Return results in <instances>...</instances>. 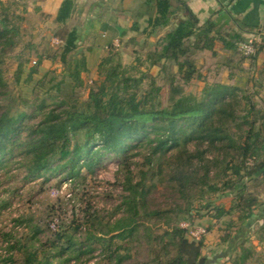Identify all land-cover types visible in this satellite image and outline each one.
I'll return each mask as SVG.
<instances>
[{"label": "trees", "instance_id": "16d2710c", "mask_svg": "<svg viewBox=\"0 0 264 264\" xmlns=\"http://www.w3.org/2000/svg\"><path fill=\"white\" fill-rule=\"evenodd\" d=\"M141 2L153 10V15L146 18L150 27L147 35L157 27L171 24L170 0ZM18 5L17 0H0V47L19 34L18 19L23 20L24 16L16 12ZM74 5L75 0H62L54 18L62 27L66 26ZM136 25L133 27L137 28ZM59 37L63 39L59 59L67 75L73 78L74 89L82 84L80 73L85 61L78 54V40H83L90 49L96 35L91 33L83 39L76 28L65 27ZM238 40L245 41L236 32L227 38L217 30L212 18L199 23L197 18L187 17L170 25L146 55L149 65H157L160 72H167L168 63L173 64L167 81L156 84L152 79L149 87L143 89L140 87L143 76L118 70L119 61L107 66L112 60L109 52L99 61L97 78L88 87L83 102L62 99L48 105L42 99L21 111L1 113L0 170L16 163L31 177L72 180L81 175L82 168L93 172L106 158L116 156L127 185V193L117 205L122 213L106 223L105 229L87 230L80 237L77 233L82 230L81 223L73 227L59 225L51 237L36 243L35 237L42 230L36 226L25 240L15 239L9 247L17 251L21 264H66L84 254L92 256L95 250L120 264L128 256L125 251L130 237L139 230L140 221L151 214L158 215L145 209L146 182L156 174L150 171L153 158L173 149L177 150L173 155L176 163L169 182H176L179 191L195 190L200 196L205 192L234 193L235 202L229 208L207 205H211L214 220L238 211L237 230L223 234L221 241L228 244V249L232 244L239 248L232 264H250L249 259L256 251L253 244L245 245L248 240L245 233L264 219V200L245 194L246 181L263 179L264 173V96L254 98L264 88V61L258 81L243 72V65L218 62L217 46L235 52ZM252 42L255 52L245 56L254 60L264 51V37L261 42L255 39ZM200 59L203 61L198 65ZM211 64L219 69L226 65L227 76L206 81ZM202 68L207 73H201ZM21 71L20 63L16 80ZM193 78L205 79L198 95L186 90ZM63 82L61 79L55 87L61 90ZM252 87L257 89L248 90ZM233 122L235 130H231ZM189 142H194L193 150H189ZM138 147L148 149L144 164L151 166L141 169L139 178L132 183L130 164ZM233 222H228V227ZM263 223L259 228L263 229ZM186 231L185 227L173 225L165 232L166 238H159L164 252L152 255L146 264H200L205 234L188 239ZM263 237L258 235L259 240Z\"/></svg>", "mask_w": 264, "mask_h": 264}, {"label": "rangeland", "instance_id": "374dc122", "mask_svg": "<svg viewBox=\"0 0 264 264\" xmlns=\"http://www.w3.org/2000/svg\"><path fill=\"white\" fill-rule=\"evenodd\" d=\"M100 1L96 0L95 3L99 4L85 7L88 12L85 15H75L69 23V26L74 25L83 39L91 33L96 35L91 51H88L83 40H78V54L81 53L85 61L80 73L82 84L74 89L71 88L74 80L67 75L65 66L59 59L61 47L51 44V38L59 37L67 26L53 24L49 21V16L43 14H22L24 19H18L19 34L0 47V115L6 111H21L42 99L48 105H54L62 99L83 102L87 97L88 87L97 78L98 59L109 52L112 60L107 66L119 61L118 70L135 77L143 76L141 88H148L152 79L156 84L167 81L168 73L174 69L173 64L168 63L167 72L163 73L157 65H149L146 55L154 49L160 34L176 23L178 18L173 16L171 24L164 28L157 27L152 34L147 35L150 27L146 18L153 15V10L147 8L141 2L143 0H125L115 5L121 11L117 23L113 22L111 28L103 29L101 21L112 18L110 10L112 3L115 4L116 1ZM124 11L127 12L122 13ZM16 12L21 13L19 6ZM43 18H46L45 24V20L41 22ZM134 23L137 28L133 27ZM146 26L148 28L145 31ZM255 38L248 35L244 40ZM262 55L252 60L236 47L232 63L238 66L239 61L246 62L242 66L243 72L250 75L257 73L258 77H253L258 81L261 77L259 71L262 63L259 62ZM20 63L22 71L19 80H16ZM210 69L206 76L208 82L217 78L223 79L228 72L226 67L219 69L216 64H211ZM201 73L207 71L202 68ZM61 79L64 82L59 90L55 84ZM204 83L205 79L193 78L186 90L198 95ZM252 89L257 88H248L250 91ZM261 96H264L263 89L254 98ZM163 102H166V98H163ZM235 129L233 122L231 130ZM193 143L187 144L189 150H193ZM176 151L173 149L160 158H153L150 171L156 174L146 182L145 209L147 213L156 212L158 215L151 214L149 218L140 221V228L130 237L128 249L125 251L128 256L120 264H146L152 255L163 253L165 249L161 248L159 238H166L165 232L175 224L187 228L185 235L188 239L196 238L192 232L198 227H208L204 232L203 258L200 264H232L234 255L239 252L235 244L228 249V244L221 241L223 234L237 230L238 211L233 210L231 214L214 220L211 216V205H207L214 203L229 208L235 202L234 193L218 195L205 192L200 196L195 190H186L185 193L179 191L176 182H169V175L176 163L173 156ZM134 153L130 164L132 183L139 178L141 169L151 166L144 164L148 154L146 147H138ZM262 177L260 180L254 178L246 181V196L250 194L260 201L264 200V173ZM42 179L41 176H28L16 163L0 170V264H21L17 251L9 245L15 239L25 240L36 226L42 229L35 237L36 243L51 237L59 225L73 227L81 223L82 230L77 234L83 237L87 230L96 232L100 228L105 229L106 223H111L122 213L117 205L122 195L127 193V185L125 173L116 156L106 158L93 172L82 168L81 175L72 180L60 181L57 176ZM258 211L257 208L254 210L255 213ZM230 221L234 222L228 227ZM263 221L264 219L254 223L245 233L248 238L245 245L253 244L256 251L255 256L249 259L250 264H264V237L262 240L258 239V235L264 236V223L263 229L259 228ZM115 240L118 241L117 238ZM224 251L228 253L223 255ZM91 255H81L66 264H114L113 260L106 258L99 250L93 251Z\"/></svg>", "mask_w": 264, "mask_h": 264}, {"label": "crops", "instance_id": "0c3cea01", "mask_svg": "<svg viewBox=\"0 0 264 264\" xmlns=\"http://www.w3.org/2000/svg\"><path fill=\"white\" fill-rule=\"evenodd\" d=\"M20 11L23 14H33L39 13L45 16H49V21L53 24H58L54 18L58 11V8L62 0H17ZM105 0H101L100 3H103ZM116 1L115 4L112 3V8L110 10V17L107 20L101 21L103 29L111 28V24L114 22L117 23V18L119 16L118 7H115L116 3H123L125 0H112ZM96 0H75V5L73 7L70 17L67 19L65 25L67 28H73L74 25L69 26V23L73 20L75 15H85L88 11L85 10V7H91ZM171 8L173 13L170 17V22L173 20V16L178 18L176 21L177 24L179 20L186 19L187 17L197 18L199 23L204 22L208 18H212L216 23V28L227 38L230 34L236 32L242 35L244 38H247L248 35L256 37V41H263L264 37V0H170ZM24 7V10H23ZM180 9V10H179ZM179 10V11H178ZM124 11L122 13H126ZM186 13V14H185ZM45 20V21H44ZM44 21V22H43ZM44 24L47 22L46 18H43L42 21ZM84 21H82L83 23ZM81 24V23H80ZM92 29V28H91ZM165 31L160 34L162 36ZM159 36V37H160ZM158 37V38H159ZM241 40L235 41V45L238 44ZM218 47L217 61L220 63H230L233 66L235 63H232V57L234 51H227L225 48H222L220 45ZM80 47H78V50ZM92 48L88 49L91 51ZM77 50V51H78ZM264 50V49H263ZM260 54H263V58L259 63L264 61V51H260L257 54V59ZM222 56V58H221ZM98 59L97 65L99 61ZM202 59L198 62L202 63ZM238 64V63H237ZM240 64V61H239ZM238 64V65H239ZM243 66L246 62L241 63ZM226 69L228 67L225 65ZM262 67V64H261ZM228 74L225 73L226 77ZM253 76H257V73L254 72ZM264 91V88H263Z\"/></svg>", "mask_w": 264, "mask_h": 264}, {"label": "built area", "instance_id": "2783aa9c", "mask_svg": "<svg viewBox=\"0 0 264 264\" xmlns=\"http://www.w3.org/2000/svg\"><path fill=\"white\" fill-rule=\"evenodd\" d=\"M51 44L55 45L56 47H60L63 44V39L58 36L52 37ZM238 49L245 55H249L255 52V47L253 45L252 40L250 39L246 41H241L238 44ZM203 232H205V229L202 227H198L194 232H192V234H194L193 236L197 238L198 235Z\"/></svg>", "mask_w": 264, "mask_h": 264}, {"label": "water", "instance_id": "95a60500", "mask_svg": "<svg viewBox=\"0 0 264 264\" xmlns=\"http://www.w3.org/2000/svg\"><path fill=\"white\" fill-rule=\"evenodd\" d=\"M202 260V259H201Z\"/></svg>", "mask_w": 264, "mask_h": 264}]
</instances>
